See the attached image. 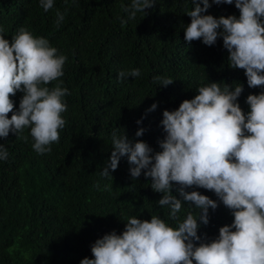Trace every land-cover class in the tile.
<instances>
[{
    "label": "trees",
    "instance_id": "obj_1",
    "mask_svg": "<svg viewBox=\"0 0 264 264\" xmlns=\"http://www.w3.org/2000/svg\"><path fill=\"white\" fill-rule=\"evenodd\" d=\"M130 2L54 0L53 9L45 12L39 0H0V27L6 39L11 42L23 27L33 36L47 38L58 54L67 57L59 80L70 93L64 97L66 124L50 153L41 155L32 149L28 128L0 138L9 154L0 160V264H80L84 257L93 258L91 246L96 239L113 230L122 233L129 217L150 220L158 215L168 220L170 209L157 203L163 194L153 191L151 179L143 172L133 180L127 157L120 159L115 171L109 169L112 177L100 175L111 156L113 130L160 151L158 141L165 136L163 111L177 109L184 99L198 94V87L240 83L243 92L238 103L245 113L247 96L264 91L249 88L244 70L228 66L222 37L212 46L201 40L185 42L191 0H158L146 9V16L138 13L122 27L121 19H127L123 8ZM57 10L65 13L59 26ZM207 14L238 17L239 10L234 3L213 4ZM135 68L140 76L117 78L119 72ZM155 76L174 82L159 86ZM22 95L18 91L12 97L14 110ZM153 103L157 108L147 111ZM141 127L145 131L136 137ZM176 187L172 194L182 199ZM192 190L218 200L214 192L187 189ZM188 211L198 214L185 204L181 218ZM233 219L218 201L198 235L211 241Z\"/></svg>",
    "mask_w": 264,
    "mask_h": 264
},
{
    "label": "clouds",
    "instance_id": "obj_2",
    "mask_svg": "<svg viewBox=\"0 0 264 264\" xmlns=\"http://www.w3.org/2000/svg\"><path fill=\"white\" fill-rule=\"evenodd\" d=\"M157 2L131 0L123 8L127 19H121V26L138 13L146 16V9ZM39 3L45 12L54 7V0ZM191 3L192 9L186 12L191 20L184 28L185 42L190 45L201 40L212 46L222 37L228 66L244 70L249 88H264V0ZM233 3L238 17L207 14L213 4ZM55 15L59 26L65 13L57 10ZM3 33L0 27V138L28 128L32 149L41 155L50 153L66 124L62 116L67 111L64 97L70 93L59 78L64 75L67 57L58 54L47 38L33 36L23 27L11 42ZM138 76V68L117 74L121 80ZM153 79L165 87L174 82L170 77ZM53 81L59 82L49 87ZM18 91L23 95L18 110H14L12 97ZM242 92L240 83L233 87L211 82L198 87V94L184 99L177 109H165L160 151L154 152L147 142L130 141L125 132L113 130L111 156L100 175L111 176L109 169L115 171L120 159L127 157L133 180L143 172L151 179L153 191L163 194L157 203L170 209L168 220L173 223L158 215H151L150 220L131 216L122 233L113 230L96 239L91 246L93 258L84 257L80 264H264V91L247 96V113L238 103ZM156 108L153 103L147 111ZM144 131L138 128L136 137ZM8 155L0 144V160ZM174 185L182 199L172 194ZM105 188L110 190V186ZM193 188L214 192L218 200L196 190L187 191ZM218 201L234 219L208 241L198 235V229L209 223V209L215 210ZM185 204L198 214L188 211L181 218Z\"/></svg>",
    "mask_w": 264,
    "mask_h": 264
}]
</instances>
